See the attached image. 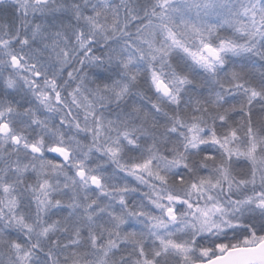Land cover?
I'll use <instances>...</instances> for the list:
<instances>
[{
	"label": "snow or ice",
	"instance_id": "snow-or-ice-1",
	"mask_svg": "<svg viewBox=\"0 0 264 264\" xmlns=\"http://www.w3.org/2000/svg\"><path fill=\"white\" fill-rule=\"evenodd\" d=\"M0 264H264V0H0Z\"/></svg>",
	"mask_w": 264,
	"mask_h": 264
}]
</instances>
